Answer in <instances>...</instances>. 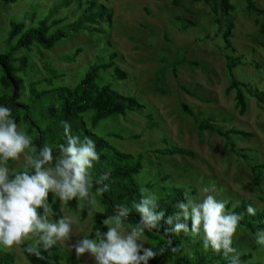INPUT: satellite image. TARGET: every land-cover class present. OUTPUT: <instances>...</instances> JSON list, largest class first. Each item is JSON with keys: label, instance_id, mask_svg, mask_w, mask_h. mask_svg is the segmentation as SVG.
I'll return each instance as SVG.
<instances>
[{"label": "rangeland", "instance_id": "obj_1", "mask_svg": "<svg viewBox=\"0 0 264 264\" xmlns=\"http://www.w3.org/2000/svg\"><path fill=\"white\" fill-rule=\"evenodd\" d=\"M86 1L82 0L83 9L87 6ZM71 2V5H65L64 0L0 2V51L9 47L7 36L11 20L33 25L43 19L60 20L52 30H66L81 14L78 7L81 1ZM96 2L112 10L111 24H102L101 32L83 30L69 34L51 50L20 51L29 56V81H39L33 89L74 86L90 66L107 59L109 53L117 52L116 64L128 76L116 81L110 77L112 71L109 70L103 74V81L111 82L121 94L135 96L145 108L142 114L111 116L103 120L95 132L116 149L143 154L144 168L136 180L151 182L154 191L161 196L164 187H178L197 197L204 187L215 185L216 191L212 194L228 201L231 207L242 202L254 208L264 206V111L248 97V111L239 115L234 93H226L230 83L222 53L226 49V28L214 22L209 6L194 0H180L177 7L171 0ZM233 3L236 10L230 15L234 19V28L229 41L247 64L238 65L232 73L239 81L264 89V36L260 34L255 16L244 11L243 0H233ZM256 4L264 9V0H256ZM188 21L193 25L187 26ZM77 48H81V52L74 58ZM184 59L192 60L196 65L182 63ZM254 60L260 64L259 69L249 64ZM180 85L210 102L188 95ZM181 103H186L199 119L212 117L222 128L237 127L254 132L251 138L230 137L237 149H243L240 152L246 158L232 152L226 138L199 130L194 118L183 112ZM39 113L36 108L33 115L41 124L43 119ZM21 125L27 130L25 124ZM29 135L34 139V134ZM173 145L193 149L196 156H163L152 152ZM166 175L167 179L163 180ZM62 212L79 217L77 235L66 244L55 246L64 257L61 264H73L67 254L76 256L72 245L91 229L92 215L82 219L78 208L73 210L68 206ZM235 246L253 254L248 263L264 264V248L255 246L253 235L246 230L239 229ZM145 247L151 245L145 243ZM22 249L0 251H8L14 256L12 264H29ZM78 259L79 264H94L87 254Z\"/></svg>", "mask_w": 264, "mask_h": 264}, {"label": "trees", "instance_id": "obj_2", "mask_svg": "<svg viewBox=\"0 0 264 264\" xmlns=\"http://www.w3.org/2000/svg\"><path fill=\"white\" fill-rule=\"evenodd\" d=\"M22 0H0L4 4L19 2ZM65 5H71L74 0H64ZM78 3L79 17L73 23H69L66 30L52 29L60 20L49 21L41 20L37 25L27 24L25 22L10 21V29L7 36L9 47L0 51V104L12 109L13 116L18 124H25L29 134H34L33 143L40 147L43 144L51 143L60 145L65 143L63 136V125L67 122L71 126L72 134L79 135L81 139L87 137L95 141L96 149L100 153V160L94 164L92 175L95 180H103L107 173L105 183L109 185V190L98 200L103 208V213L97 212L92 215V226L101 228L102 220L114 213L115 207L119 204H125L132 207L140 199V189L147 188L154 191V185L151 182L141 183L136 180L142 169L143 154L134 155L116 149L109 141L95 132L99 124L111 116H125L128 113L142 114L145 105L135 96L124 95L116 91L111 82L103 81V74L109 70L110 77L114 80H124L128 74L116 64L117 52H111L107 59L95 63L82 75L78 83L74 86L59 85L49 89L36 91L33 89L37 80L29 81L28 68L30 66L29 56L20 51L32 52L35 48L51 50L54 46L64 41L69 34L79 33L86 30L101 32V25L108 22L111 24L112 10L104 5H98L96 0H87V6L83 9L82 0ZM84 1V0H83ZM203 2L209 6L214 14V22L218 25L225 26L224 38L226 40V49H223L226 60V67L230 77V83L226 87L227 94L234 93L235 107L239 115H244L248 111V97L255 100L256 105L264 111V89H259L248 82L239 81L233 75V70L238 65H246L247 62L242 60V55L238 54L229 37L234 28V19L231 13L236 10L233 0H194ZM172 4L177 7L180 0H171ZM244 11L255 16V22L259 27L260 34L264 36V9L256 4V0H243ZM98 6V9L96 7ZM83 9V10H82ZM77 15V14H76ZM193 25L188 21L187 26ZM110 44V42H108ZM224 53V51H226ZM81 52L77 48L73 53L74 58ZM182 63L196 65L189 59H184ZM254 68L259 69L261 66L257 61L249 63ZM175 72V71H174ZM46 79V78H44ZM181 89L192 97H196L202 102H210L208 98L198 95L187 87L180 85ZM26 88V89H25ZM39 108V115L43 121L41 124L34 119L33 113ZM184 113L194 118L199 130L208 131L227 139L232 152L246 158V155L240 152L243 149H237L234 143L230 142L233 135L243 138H251L255 135L252 131H247L237 127L222 128L215 124L212 117L199 119L195 116L193 110L186 104L181 103ZM33 112V113H32ZM152 152L156 155L163 156H188L195 157L196 152L193 149L180 146H165L154 149ZM167 179V175L163 180ZM155 192V191H154ZM164 194L160 200L161 208L166 209V216L171 214L173 206L184 198L185 191L178 187L163 188ZM190 194H193L191 192ZM53 198L50 196V200ZM249 203L242 202L234 209L235 212L243 215L240 222V228L246 230L251 235L264 229V206L256 208V215H248L246 208ZM232 208L231 204L227 205ZM68 207L76 210V201L69 202ZM54 209L58 215L63 214L59 202L54 204ZM80 211V210H79ZM89 212L87 209L80 211V216L85 219ZM139 215L131 213L130 223H137ZM170 226L163 224L159 230L147 233L149 240L156 247H164L165 251L149 260V264H228L222 256L213 253L211 250L205 251L199 238L193 240L189 237L175 235L166 232L165 229ZM169 241L171 243L169 244ZM196 245V246H195ZM199 245V246H198ZM176 248L177 251H173ZM51 254L45 253V259L40 260L28 256L22 249V254L29 264H61L64 257L56 250L55 246ZM252 253L247 252L242 256L243 264L252 259ZM68 260L73 264H79L76 256L67 254ZM14 256L8 251H0V264H12ZM251 264H263L261 262H251Z\"/></svg>", "mask_w": 264, "mask_h": 264}, {"label": "clouds", "instance_id": "obj_3", "mask_svg": "<svg viewBox=\"0 0 264 264\" xmlns=\"http://www.w3.org/2000/svg\"><path fill=\"white\" fill-rule=\"evenodd\" d=\"M63 136V144L37 147L12 109L0 104V249L23 247L28 256L43 260L54 246L70 241L77 235L79 217L58 215L54 209L57 201L61 211L76 201L78 210L87 209L90 216L103 213L98 197L109 190L105 183L108 174L103 180L92 175L100 160L95 141L73 135L67 122ZM215 191V185L204 187L197 197L186 191L166 216V209L160 206L162 197L142 187L140 199L132 207L119 204L102 220L106 231L93 227L72 247L77 258L87 254L94 264H149L165 248L156 247L147 233L159 230L163 222L170 226L166 232L199 238L205 251L222 256L228 264H243L246 253L235 246V238L244 217L234 211L238 204L228 208V201L217 198L212 194ZM133 209L139 215L137 223L129 222ZM246 211L256 215L251 204ZM253 240L255 246L264 248V229Z\"/></svg>", "mask_w": 264, "mask_h": 264}]
</instances>
